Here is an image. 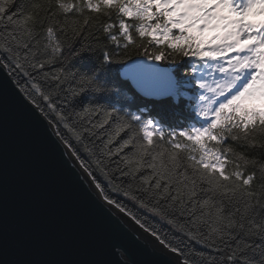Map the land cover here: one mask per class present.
Returning a JSON list of instances; mask_svg holds the SVG:
<instances>
[{"label":"snow or ice","instance_id":"1","mask_svg":"<svg viewBox=\"0 0 264 264\" xmlns=\"http://www.w3.org/2000/svg\"><path fill=\"white\" fill-rule=\"evenodd\" d=\"M250 16L264 0H0V77L96 204L171 264H264Z\"/></svg>","mask_w":264,"mask_h":264},{"label":"water","instance_id":"2","mask_svg":"<svg viewBox=\"0 0 264 264\" xmlns=\"http://www.w3.org/2000/svg\"><path fill=\"white\" fill-rule=\"evenodd\" d=\"M171 264L130 221L102 210L29 107L0 77V264Z\"/></svg>","mask_w":264,"mask_h":264},{"label":"rangeland","instance_id":"3","mask_svg":"<svg viewBox=\"0 0 264 264\" xmlns=\"http://www.w3.org/2000/svg\"><path fill=\"white\" fill-rule=\"evenodd\" d=\"M258 16H250L249 19H254V18H257Z\"/></svg>","mask_w":264,"mask_h":264}]
</instances>
